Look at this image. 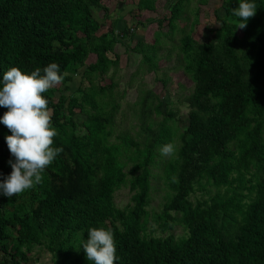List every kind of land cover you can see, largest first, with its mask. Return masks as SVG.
<instances>
[{
	"label": "trees",
	"instance_id": "obj_1",
	"mask_svg": "<svg viewBox=\"0 0 264 264\" xmlns=\"http://www.w3.org/2000/svg\"><path fill=\"white\" fill-rule=\"evenodd\" d=\"M124 1L133 4L124 16L137 18L134 27L114 19L103 30L102 0H0V78L12 66L30 73L53 61L64 77L42 93L58 132L52 146L64 151L33 188L0 196V264H34L36 246L52 264H93L78 248L90 226L113 229L116 264H264V0L244 28L232 13L238 0H219L211 16L221 23L200 39L194 34L210 14L207 0L197 1L177 46L191 90L178 102L141 96L137 136L121 129L119 103L111 106L100 84L117 64L116 43L134 40L141 14L156 8L154 0ZM186 1L174 0L171 15ZM168 24L173 30L170 17ZM136 41L135 72L157 71L170 40L156 32L151 42ZM89 53L95 58L86 62ZM10 134L0 123V179L12 171ZM168 142L177 148L170 158L159 152ZM123 186L131 194L119 206ZM162 189L156 208L152 193Z\"/></svg>",
	"mask_w": 264,
	"mask_h": 264
},
{
	"label": "clouds",
	"instance_id": "obj_2",
	"mask_svg": "<svg viewBox=\"0 0 264 264\" xmlns=\"http://www.w3.org/2000/svg\"><path fill=\"white\" fill-rule=\"evenodd\" d=\"M118 2L124 7L131 4L124 0ZM112 3L115 5L114 0ZM257 7V0H238V6L232 8L233 15L240 21L237 26L246 27L248 18L255 14ZM124 21L129 22L127 18ZM63 78L60 65L54 61L43 69L36 67L30 73L16 66L3 72L0 78V106L6 107L7 111L0 115V123L11 132L5 136V141L12 157L7 161L12 171L0 179V196L10 198L33 188L42 181L46 167L64 151L62 146H52L58 132L52 125L48 100L42 95ZM176 151L172 142L163 144L159 149L162 156L169 158ZM86 233L78 248L84 250L87 260L93 264H116L119 258L113 229L90 226Z\"/></svg>",
	"mask_w": 264,
	"mask_h": 264
},
{
	"label": "rangeland",
	"instance_id": "obj_3",
	"mask_svg": "<svg viewBox=\"0 0 264 264\" xmlns=\"http://www.w3.org/2000/svg\"><path fill=\"white\" fill-rule=\"evenodd\" d=\"M198 0H189L184 3L186 7L182 9V2H178L175 6V11L171 15V4L174 0H154L153 10L150 12H144L141 14V20L144 22V26L138 28L137 37L134 40H124L125 43H116L115 53L119 55L117 64L112 66L103 80L100 81V84L104 87V93L106 95V100L110 105L114 103H119V112L116 114V121L120 123L121 129L127 130L129 133L136 135L140 130V125H142L141 111L139 109L140 105L137 107V101H139L141 96L147 94L156 93L159 96V99L165 102H178L181 99H184L186 95L189 94L192 82L186 78L182 70L179 68V59L177 56V46L179 43V37L192 23L194 19L195 12L198 9L199 5L197 4ZM189 2V3H188ZM207 5L204 7L205 14H210V19L205 25V21H202L198 25L197 30L194 34L196 39H200L201 30H204V33L207 34V30H212L219 25L221 22H216L213 15V9L219 6V0H207ZM102 3L105 7L108 8L106 12L107 16L104 19L103 30H107L114 19L116 23H119L118 19L124 21V15L128 10L133 6L132 4L124 7L123 4L115 2V5L112 3V0H102ZM171 6V7H170ZM99 14V11L95 9V15ZM170 17V23L173 26V30H170L168 19ZM152 19H165L161 24H158L156 21L149 20ZM100 20V18H99ZM129 21V26L133 21H137L136 17H132ZM151 21V22H150ZM102 30L99 29L101 33ZM177 31V32H176ZM156 32H160V38L164 40H170L167 45L162 46V53L169 52L167 57L161 56L159 60L158 69L154 72H145L140 75V73L135 72L139 66V61L141 59V54L136 51L137 39H141L145 42H151ZM172 35V37H168ZM203 38V37H202ZM174 44V45H172ZM95 58L93 53H89L86 58V62L91 61ZM135 72V74H134ZM162 79H165L164 82ZM79 76L76 77L75 84L78 83ZM114 82L115 84H111ZM75 88V86H73ZM163 97V98H162ZM180 104V105H179ZM133 105L135 110L133 109ZM179 105V120L184 121V117L187 112V106L185 103H178ZM108 109V107H107ZM138 112V114H136ZM182 118V119H181ZM76 123L82 124L84 122V116L79 113H74L72 118ZM141 119V120H140ZM144 122V121H143ZM183 126L184 124H180ZM163 193L162 190H155L152 193L151 203L155 205L156 208L160 207L161 196ZM129 187L123 186L115 192V202L119 206L125 205L130 197ZM173 232H179L180 228L175 227L172 229ZM32 254L38 255L37 260L33 262L34 264H52L47 251L44 248L36 246L33 249ZM32 255V257H34Z\"/></svg>",
	"mask_w": 264,
	"mask_h": 264
}]
</instances>
